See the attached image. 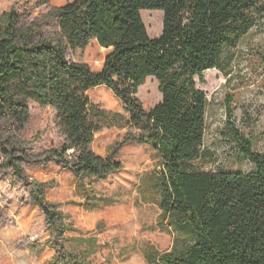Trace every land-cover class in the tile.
I'll return each instance as SVG.
<instances>
[{
	"label": "trees",
	"instance_id": "obj_1",
	"mask_svg": "<svg viewBox=\"0 0 264 264\" xmlns=\"http://www.w3.org/2000/svg\"><path fill=\"white\" fill-rule=\"evenodd\" d=\"M144 10L164 12L160 36H149ZM51 14L59 30L53 36L23 27L16 12L0 15L4 167L25 184V164L55 163L79 180L106 179L123 170L117 156L125 143L148 145L160 159L162 216L186 237L168 252L146 250L147 262L264 264V152H256L254 141L231 125L225 137L254 170L205 171L197 165L210 153L204 147L209 101L196 81L205 83L208 71H225V51L236 49L264 17V0H76ZM94 41L109 50L100 72L69 57V51ZM149 78L158 82L162 100L147 111L138 95ZM98 87L109 89L128 116L94 104L90 92ZM32 103L57 112L65 139L61 149L34 154L22 140ZM127 127L134 133L110 155L94 152L99 133ZM33 185V203L64 239L67 227L58 205L47 201L42 184ZM58 248L66 264H87L91 255L86 251L79 259L64 245Z\"/></svg>",
	"mask_w": 264,
	"mask_h": 264
},
{
	"label": "rangeland",
	"instance_id": "obj_2",
	"mask_svg": "<svg viewBox=\"0 0 264 264\" xmlns=\"http://www.w3.org/2000/svg\"><path fill=\"white\" fill-rule=\"evenodd\" d=\"M74 1L76 0H50L46 5H39L35 0H0V15L16 12L21 17L23 27L32 26L43 35L53 36L59 30L52 11ZM142 13L149 36H160L164 12L144 10ZM108 54L109 50L102 49L95 41L84 50L69 51L71 59L88 65L95 72L103 69ZM222 63L224 72H206L205 83H201L199 78L196 79L198 87L207 93L209 101L204 147L210 153L207 160L198 162L197 165L205 171L248 173L254 170V165L240 157L235 145L227 140L225 133L234 125L254 141L256 152H264V17L236 49L225 51ZM90 96L94 104L127 116L122 103L106 87L93 89ZM138 96L147 111L153 109L162 100L158 82L149 78L140 88ZM30 107L31 115L21 133L22 140L33 146L34 154L52 148L61 149L65 139L57 112L36 103H32ZM117 130L121 129H105L99 133L94 143V152L103 157L108 156L118 142L134 133L129 129L118 134ZM117 159L124 165V172L121 177H115L116 181H135L132 171L137 162L145 163L146 168L151 169V175L146 173L145 180L140 182L141 188L147 192L149 190L152 205L146 212L139 213L137 219L142 225L141 234L126 246L119 245L123 235L120 233L115 237L117 227L109 226L108 220L102 219L96 224L93 220L92 227H88L83 223L88 221L90 216L83 214L82 210H71L72 206L81 203L80 200H63L66 191H74L76 184V177L70 170H64L55 163L25 164L24 169L29 177V183L25 184L16 178L11 170L4 167V158L0 153V264H66L67 255H61L58 248L60 245L65 246L66 253L77 254L80 259L86 251L91 254L95 252V236L105 230L112 236L105 247L113 246L114 253L107 254L104 264H120L121 258L117 261L115 257L118 250L124 247L127 253H130L133 252L132 247L143 250L147 244L153 242L152 249L162 253L170 249L173 238L179 246L184 245L183 239L186 236L176 230L170 220L162 216L160 210V194L156 187L160 172L158 155L150 146L131 141L124 144ZM33 181L45 187V198L58 205V211L64 216L63 223L67 227L62 234L64 239H61V233H57L55 228L48 224V219L39 206L33 203ZM59 198L62 201L53 200ZM112 215L114 216V213ZM132 219H135V216L131 217L130 221ZM143 232L145 236L142 235ZM74 233L87 236L83 239L86 243L83 248L69 236L75 235ZM137 252L140 254V251ZM138 261L139 259L135 258L132 264H139Z\"/></svg>",
	"mask_w": 264,
	"mask_h": 264
},
{
	"label": "crops",
	"instance_id": "obj_3",
	"mask_svg": "<svg viewBox=\"0 0 264 264\" xmlns=\"http://www.w3.org/2000/svg\"><path fill=\"white\" fill-rule=\"evenodd\" d=\"M129 129L133 130L132 128L127 127L117 131L119 134L120 132H127ZM134 168L135 169L132 171V175L135 181L132 182H121L115 180L116 176L121 177L124 172H122V170L111 174L106 179L97 178L91 180H79L76 178L74 191H66V195L63 198V200H80L81 203L79 205L72 206L71 210L78 212L82 210L81 212L83 214L86 213L90 216L87 218L88 221L83 223L86 226L92 227L91 221L94 220L96 224L102 219L108 220L109 226H116L117 230L115 231V237H117L120 233L123 235L122 237L119 236V245L121 246H126L129 242L135 241L137 236L141 234L142 225L137 218L139 217V213L141 211L146 212L152 205V200L148 193L149 190L147 192L146 189L141 188L140 182L141 180H145L146 173L148 176L151 175V169L146 168L145 163L141 162H137V166L135 165ZM49 199H51L50 196ZM53 200L59 202L62 201L61 198ZM112 213H114V216ZM134 216L135 219L130 221V218ZM74 234L75 235L69 236L74 238L76 244L83 248L86 244L83 242V239L87 238V236L77 235L76 233ZM142 235L145 236V232H143ZM95 237H97L96 245L93 246L95 252L91 254L86 261L88 264H104V262L107 261V254H110V252L114 253V250L112 249L113 246H110V248L105 247L106 242H109L112 236L109 234L108 230H105L103 233H100ZM175 242L177 241L173 238L170 249L165 252L171 251L174 248ZM152 246H154L153 242L147 244L143 250H137L136 247H132L133 252L130 253H127L128 251L125 249L126 247L120 249V251L117 249L118 255H116L115 259L118 261V258H121L122 262H119L120 264H132L135 258L139 259V264H149L145 259L143 252L146 250L152 251ZM116 247L118 248V245ZM137 251H140V254H138Z\"/></svg>",
	"mask_w": 264,
	"mask_h": 264
}]
</instances>
